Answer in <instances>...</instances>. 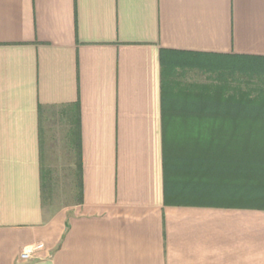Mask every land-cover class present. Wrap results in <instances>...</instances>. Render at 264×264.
I'll return each mask as SVG.
<instances>
[{
	"label": "crops",
	"instance_id": "obj_1",
	"mask_svg": "<svg viewBox=\"0 0 264 264\" xmlns=\"http://www.w3.org/2000/svg\"><path fill=\"white\" fill-rule=\"evenodd\" d=\"M253 56L264 0H0V264H264V209L173 200Z\"/></svg>",
	"mask_w": 264,
	"mask_h": 264
},
{
	"label": "trees",
	"instance_id": "obj_2",
	"mask_svg": "<svg viewBox=\"0 0 264 264\" xmlns=\"http://www.w3.org/2000/svg\"><path fill=\"white\" fill-rule=\"evenodd\" d=\"M246 59L238 62L239 69L264 73V57ZM214 108L237 110L242 116L221 119L223 124L235 126V131L204 135L205 156L187 162L185 173L192 175L183 182L184 186L178 183L177 190L181 192L173 200L264 209V89L255 96L248 93L237 100L206 102V109ZM218 143L222 148H216ZM168 178L167 174L169 190ZM187 187L193 189L194 196L183 195ZM167 201L170 202L168 194Z\"/></svg>",
	"mask_w": 264,
	"mask_h": 264
},
{
	"label": "rangeland",
	"instance_id": "obj_3",
	"mask_svg": "<svg viewBox=\"0 0 264 264\" xmlns=\"http://www.w3.org/2000/svg\"><path fill=\"white\" fill-rule=\"evenodd\" d=\"M238 72L236 77L238 82H236V85L240 88L241 91H248L252 96L258 95L260 90L264 89V73H253L252 75ZM219 78L214 77V75H211L209 73L201 72L199 70L190 72L187 74V80L188 81H199V82H214L219 81L217 80ZM55 147L53 149V155L54 157L51 159L52 162H55L54 166V178L52 181V189L53 192L57 195L58 192H60L62 195H64L65 192L68 191L70 186V176L68 175V170L70 166V162L72 161V155L70 156L71 152L66 149L63 151L62 145L59 141L54 142ZM60 153H62V156H58ZM66 155H65V154ZM56 175V176H55ZM65 200V199H63Z\"/></svg>",
	"mask_w": 264,
	"mask_h": 264
},
{
	"label": "built area",
	"instance_id": "obj_4",
	"mask_svg": "<svg viewBox=\"0 0 264 264\" xmlns=\"http://www.w3.org/2000/svg\"><path fill=\"white\" fill-rule=\"evenodd\" d=\"M44 247L45 245L43 242H38L36 244H32L25 247L21 253V259L24 261H28L32 259L35 256V254Z\"/></svg>",
	"mask_w": 264,
	"mask_h": 264
}]
</instances>
